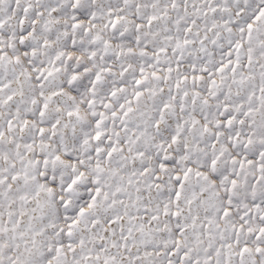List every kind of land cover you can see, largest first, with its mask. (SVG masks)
Here are the masks:
<instances>
[{
	"label": "snow or ice",
	"instance_id": "snow-or-ice-1",
	"mask_svg": "<svg viewBox=\"0 0 264 264\" xmlns=\"http://www.w3.org/2000/svg\"><path fill=\"white\" fill-rule=\"evenodd\" d=\"M0 264H264V0H0Z\"/></svg>",
	"mask_w": 264,
	"mask_h": 264
}]
</instances>
